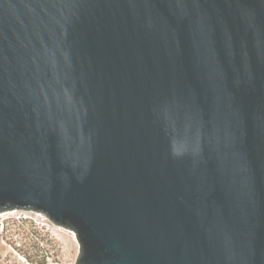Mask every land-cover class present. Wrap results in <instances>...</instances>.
I'll return each mask as SVG.
<instances>
[{"label": "water", "instance_id": "1", "mask_svg": "<svg viewBox=\"0 0 264 264\" xmlns=\"http://www.w3.org/2000/svg\"><path fill=\"white\" fill-rule=\"evenodd\" d=\"M75 264H264V0H0V212Z\"/></svg>", "mask_w": 264, "mask_h": 264}, {"label": "rangeland", "instance_id": "2", "mask_svg": "<svg viewBox=\"0 0 264 264\" xmlns=\"http://www.w3.org/2000/svg\"><path fill=\"white\" fill-rule=\"evenodd\" d=\"M34 263L24 252L37 253ZM79 244L75 232L55 225L45 214L34 210L0 212V264H75Z\"/></svg>", "mask_w": 264, "mask_h": 264}, {"label": "trees", "instance_id": "3", "mask_svg": "<svg viewBox=\"0 0 264 264\" xmlns=\"http://www.w3.org/2000/svg\"><path fill=\"white\" fill-rule=\"evenodd\" d=\"M34 248H37V253L32 255L28 252H24V257L27 259L28 262L30 263H34V261H36L35 259L39 256L38 254V250H40V245H39V242H35L34 244ZM38 264H41V263H38Z\"/></svg>", "mask_w": 264, "mask_h": 264}]
</instances>
